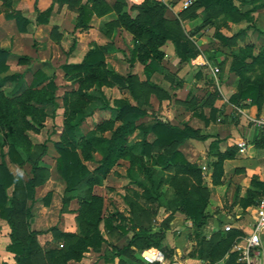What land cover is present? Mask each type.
<instances>
[{"label": "trees", "instance_id": "1", "mask_svg": "<svg viewBox=\"0 0 264 264\" xmlns=\"http://www.w3.org/2000/svg\"><path fill=\"white\" fill-rule=\"evenodd\" d=\"M2 1L5 18L15 20L19 29L25 32L28 18L22 11L13 8L11 0ZM56 1L59 7L71 2ZM92 1L95 3L98 0ZM196 1L205 10L220 8L226 14L239 18L249 17V12L243 11L232 0ZM165 6L159 0H145L136 16H131L127 12L120 15L122 25L133 35L131 64L140 62L144 65L147 77L145 80H140L133 72L123 74L109 67L106 63L107 48L101 44L92 46L81 61L62 65L64 73L79 82L77 90L65 94L64 128L60 139L52 141L57 152L56 169L66 183L62 209H65L70 200L80 194L79 192L87 190L88 194L81 195L77 231L62 230L57 225L50 228L53 238L59 244L44 246L39 242L38 235L41 230L31 227V211L27 206L28 203L36 201L37 187L50 177L49 167L42 163L48 152L47 142L32 143L27 137V129L42 125L44 111L39 105L56 101L58 85L54 76L37 69L30 87L19 95L8 97L0 92V132L5 134L8 143V149L5 151L1 148L0 154V216L6 220L10 228V243L7 250L14 254L13 264H70L72 260L80 261L86 251L90 249L101 251L107 243L101 228L102 222L109 230L118 228L127 233L129 230L125 225L126 216L119 210L112 212L110 216L119 220V224L113 225L111 219L104 214V198L91 192L96 184L102 183L113 166L122 158L129 160L127 172L132 181L142 188L141 197L148 205L153 201L157 202L153 208L154 212L162 205L167 206L169 201L163 197L161 182L157 183L154 179L151 166L173 172L170 183L175 194L172 201L174 210L185 213L196 227H202L206 223L205 209L210 193L204 181L203 170L196 163L189 161L179 147L189 138L206 140L212 135L203 134L200 129L186 122L174 124L165 116L150 113L144 106L147 101L143 98L149 89L162 92L161 98L169 97L168 92L151 79L152 73L161 74L171 85L177 87L183 85V80L163 64L166 52L162 47L166 41L173 43L176 55L183 62L200 54L187 38L167 24L164 16ZM51 10L52 7L39 11L37 21L41 24L48 23ZM79 11L78 25L84 28L92 7L83 4ZM221 37L226 41L230 38L224 35ZM9 55L10 51L7 48H0V86L8 79H12L15 83L13 91L17 92L24 82V74L20 72L5 74L10 69L7 62ZM232 56L229 68L237 72L239 84L237 92L230 96V101L240 105L249 100L251 104L261 109L264 104V51L254 55L251 47H247L242 53L232 52ZM248 57L252 58L251 61ZM28 59L21 57L20 62L24 63ZM257 65L262 66V72L252 77L250 71ZM105 85H118L128 89L136 102L133 103L126 98L115 99L113 104L108 105L112 118L79 136L77 133L79 122L75 120L77 115L83 112L87 102L88 93L85 89L93 86L101 88ZM137 130L143 133V138L129 144V136ZM105 131H110V134L106 135ZM149 135H152V138ZM218 142L214 139L209 145V154L215 156L211 162L213 166L211 178L214 184L221 182L224 159L232 155L217 151ZM94 152H99L101 158L98 164L90 169L84 161L93 159ZM7 158L18 164L24 162L30 164L31 170L27 179L10 170ZM135 165L145 173V180L134 174ZM252 182L248 203H254L257 194H264V183L258 180ZM52 195V191H48L44 196L43 203L46 206L50 205ZM129 205L133 209L136 202L130 201ZM21 210L25 211L23 219L18 218ZM237 236V231L228 230L217 232L210 241L200 237L196 251L202 257L204 244L211 242L208 255L213 261L228 255L226 264H240L237 261V251L232 250ZM164 238L163 229L153 230L152 226L145 225L134 226L133 235L127 245L123 248L114 246L109 253L112 258L120 256L132 245L141 250L162 248ZM166 255L170 256L168 252Z\"/></svg>", "mask_w": 264, "mask_h": 264}, {"label": "rangeland", "instance_id": "2", "mask_svg": "<svg viewBox=\"0 0 264 264\" xmlns=\"http://www.w3.org/2000/svg\"><path fill=\"white\" fill-rule=\"evenodd\" d=\"M159 1L166 5L164 16L167 24L187 38L200 54L183 62L176 55L173 43L166 41L162 47L166 52L163 64L183 80V85L181 87L171 85L161 74L152 73L151 79L167 91L169 97L161 98L162 92L149 89L143 98L147 101L144 106L150 113L165 116L170 121L178 123L188 121L195 126H202L201 130L204 132L222 131L230 136L231 130L239 127L243 122L245 126L250 125L249 120L245 119L235 104L230 101V96L238 90L239 76L237 72L230 70L229 66L233 59L232 52L242 53L247 47H251L254 55L264 51V0H232L243 11L249 12L248 18L226 14L220 8L205 10L196 0ZM11 2L13 4V0ZM71 2L69 10L64 8L58 12H54L55 4L58 2L55 0L50 4L48 6L52 7L48 15L50 25L43 26L37 21L38 12L41 11L40 0H19L18 4L23 7L22 13L28 18L25 32L19 29L15 20L8 22L9 19L4 20V17H0V48H7L10 51L7 59L10 69L5 74L11 75L15 72L24 74V82L19 91H13L15 83L12 79H8L4 85L0 86V92L8 97L19 95L30 87L37 69H42L50 76H54L58 85L56 101L39 105L44 111L42 125L27 129V137L32 143L47 142L48 145V152L43 157L42 163L49 167L50 177L44 184L37 187L36 201L27 205L31 211L30 225L41 230L38 239L43 242L47 241V235L52 233L50 231L52 226L77 230L81 195L88 194L87 190L79 192L80 194L73 197L65 209H62L66 183L56 169L57 152L52 141L60 139L64 128L65 94L79 88V82L67 76L62 65L67 62L81 61L92 46L101 44L107 48L106 63L109 67L123 74L133 72L140 80L147 78L143 64L140 62L131 64L133 35L120 21V15L124 12L136 16L145 0H98L95 3L92 0H71ZM83 4L92 7V12L88 15L86 27L81 28L78 25V17L79 7ZM1 14H5L2 0L0 16ZM221 35L230 38L226 41ZM200 56L205 60L203 63H197ZM21 57L29 59L21 63ZM251 59L248 57L249 61ZM261 72L262 66L259 65L250 71L252 77ZM85 91L88 93L85 108L75 120L79 122L77 131L79 136L112 118L108 105L113 104L115 99L126 98L133 103L136 102L128 89L118 85H105L101 88L93 86ZM105 134L109 135L110 131H105ZM142 138L143 133L137 130L129 136L128 143L134 144ZM209 141L210 138L207 143ZM199 147L203 151L202 145ZM1 148L5 151L8 149L3 132H0V154ZM203 155L204 153L198 154V158H203ZM207 157L210 159L207 161L205 159L203 164L209 167L208 162L211 164L214 156L209 154ZM100 158L101 154L94 152V158L84 162L93 169ZM7 163L10 170L19 173L23 179H27L30 175L31 168L28 162L18 164L7 158ZM128 166L129 160L120 159L102 183L96 184L91 191L104 198L105 216L111 219L113 225L119 224L117 217H112L110 214L126 204L125 210H128L130 214L126 216L125 225L129 231H133L134 226L138 225H168L170 216H165L161 220L157 219L159 209L165 206L159 208L157 212L153 211L157 202L153 201L150 205L145 202L141 197L142 188L132 181L127 172ZM150 168L157 183L161 182L163 197L169 201L166 208L171 209L174 207L172 201L175 196L170 183L173 172L160 167L151 166ZM202 170L207 172L209 168L207 170L202 167ZM134 174L141 180L146 179L145 173L137 165H135ZM204 181L206 184L210 182L208 175L204 177ZM48 191H52L53 195L50 205L46 206L43 198ZM130 201L136 202L133 209L129 205ZM228 206V203L225 204V207ZM18 218H25L24 210L20 211ZM101 226L104 233L109 235V239L119 242V245H122L130 236L129 231L125 233L118 228L108 232L104 222ZM9 233L10 228L6 220L0 216V264L13 262L11 253L7 251V245L10 243ZM47 242V246L49 243L59 244L54 238ZM70 264L79 263L72 260Z\"/></svg>", "mask_w": 264, "mask_h": 264}, {"label": "crops", "instance_id": "3", "mask_svg": "<svg viewBox=\"0 0 264 264\" xmlns=\"http://www.w3.org/2000/svg\"><path fill=\"white\" fill-rule=\"evenodd\" d=\"M18 1L19 0H13V8L23 11V7L18 4ZM54 1L55 0H40L41 4L39 7L41 11H44L45 8L47 9V7ZM70 3H65L62 7H59V4L56 3V11L54 12H58L64 8L69 10L71 7L69 6ZM2 15L3 14H1L0 17H4L5 20V15ZM12 20L13 19H9L8 22ZM41 25L46 26L50 25V23H43ZM204 61V58L200 56L197 60V63H203ZM235 106L243 114L244 118L249 120L248 124L250 125L245 126L246 124L243 122L242 125H239V127L233 128L231 130L232 133L230 136L223 133L222 131H218L216 133L204 132L201 130L202 126H195L188 121L186 122L191 126L200 129L203 134L212 135L209 137L210 141L208 143V139L198 140L189 138L179 147V149L184 153L189 161L196 163L201 168L205 167L207 170L209 168L207 172L203 171V175L204 177L208 175L210 180V182L207 184L210 196L209 202L205 209L207 220L202 227H196L192 220L185 213L174 210V207L171 209L166 208V206L165 208H161L164 205L159 207L161 209H159L160 211L157 219L161 220L165 216H170V219L168 225H153L152 229L164 230L165 238L163 240V247L159 248L170 254L168 259L173 264H226L228 255L217 258L215 261L210 258L208 255V249L211 247V242H206L204 244V254L202 257L199 256L198 252L196 251L199 238L205 237L207 241H210L217 232L227 231L225 230L226 225H231V230L238 232V236L236 237L235 243L232 247V250H234L235 244L238 241L242 242L243 238L247 237L252 230V212L260 197L264 195L257 194V196L254 198L255 202L248 203L249 190L253 185L252 181L258 180L264 183V131L255 124L253 118L264 116V104L261 109H258L256 105L251 104L249 100H247L244 104H235ZM171 122L173 121L171 120ZM173 123L182 124V122ZM149 137L152 138V135H149ZM214 139L219 141L217 151L232 154L230 157H226L224 159L223 175L221 177V182L218 184L212 183L211 176L213 166L210 164V162H208L209 167L203 164L205 159L206 161L210 159L207 157V155H209V145ZM241 142L245 143L243 150H241L242 148L239 146V143ZM201 145L203 147V151L200 147L198 148V146ZM200 153H204L203 158H198V154ZM227 203L229 206L225 207V204ZM126 206L127 205L125 204L124 207L119 208V211L125 216H129L130 212L125 210ZM107 230L108 232L113 231L109 230L108 228ZM68 231L77 230L75 229ZM102 232L107 239V243L104 244L102 250L94 251L90 249L86 251L83 258L80 261H77L79 264H150L142 258L140 255L141 249L135 245H132L129 250L122 253L120 256L118 255L113 258L111 257L109 252L113 249V247L115 246L118 248H123L125 245H127L133 235V231H129L130 236L125 239V242L122 245H119V242L117 241L110 240L109 235L104 233L103 228ZM46 239L47 241H52V233L48 234ZM47 241L45 240V242H43L42 240H39V242L44 246H47ZM11 255L14 262V254L11 253ZM13 262L8 263L13 264ZM258 264H264V230L261 232V245L259 247Z\"/></svg>", "mask_w": 264, "mask_h": 264}, {"label": "built area", "instance_id": "4", "mask_svg": "<svg viewBox=\"0 0 264 264\" xmlns=\"http://www.w3.org/2000/svg\"><path fill=\"white\" fill-rule=\"evenodd\" d=\"M255 124L264 131V116L253 118ZM244 149L245 143H239ZM205 169V167H203ZM253 224L250 234L238 241L234 250L237 251V261L241 264H258L259 247L261 245V232L264 230V195H262L252 212ZM231 225H226L225 230H231ZM142 258L150 264H173L169 261L166 252L161 248H147L140 250Z\"/></svg>", "mask_w": 264, "mask_h": 264}]
</instances>
